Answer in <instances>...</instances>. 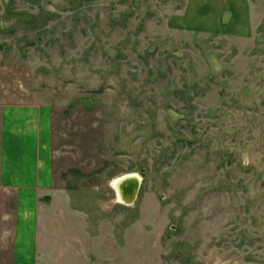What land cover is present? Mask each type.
Returning <instances> with one entry per match:
<instances>
[{
  "label": "rangeland",
  "instance_id": "374dc122",
  "mask_svg": "<svg viewBox=\"0 0 264 264\" xmlns=\"http://www.w3.org/2000/svg\"><path fill=\"white\" fill-rule=\"evenodd\" d=\"M226 1L247 35L199 30ZM6 105L47 114L49 185L0 186V264H264V0H0Z\"/></svg>",
  "mask_w": 264,
  "mask_h": 264
},
{
  "label": "crops",
  "instance_id": "0c3cea01",
  "mask_svg": "<svg viewBox=\"0 0 264 264\" xmlns=\"http://www.w3.org/2000/svg\"><path fill=\"white\" fill-rule=\"evenodd\" d=\"M208 12L209 17L208 20L205 19V22L209 24L199 30L227 35H237L244 31L243 35H247V26L243 22L246 19V10L242 4L226 1V4H223L218 11H212L210 8L201 13L198 12L195 16L199 20L203 16H207ZM232 13H235L234 17L237 22L230 19L227 24L226 16ZM185 15L186 13H182L170 18L168 20L169 27L180 30H197L195 26L186 25L184 21L188 16ZM239 22H242L243 28ZM38 109L35 106L25 105H6L1 108L0 186L4 189H15L13 190L15 192L13 196L15 208L16 188L22 190L26 186L42 187L49 185L47 183L48 153L50 155L47 139L48 116L45 113L42 114ZM31 199L29 194L26 196L24 194L23 198L20 197V203L28 207L33 206L29 202ZM12 213L15 220L16 209Z\"/></svg>",
  "mask_w": 264,
  "mask_h": 264
},
{
  "label": "bare ground",
  "instance_id": "6f19581e",
  "mask_svg": "<svg viewBox=\"0 0 264 264\" xmlns=\"http://www.w3.org/2000/svg\"><path fill=\"white\" fill-rule=\"evenodd\" d=\"M112 188L117 201L130 205L136 189L135 178L130 174L122 175L112 182Z\"/></svg>",
  "mask_w": 264,
  "mask_h": 264
},
{
  "label": "water",
  "instance_id": "95a60500",
  "mask_svg": "<svg viewBox=\"0 0 264 264\" xmlns=\"http://www.w3.org/2000/svg\"><path fill=\"white\" fill-rule=\"evenodd\" d=\"M130 175H133V177L135 178V182H136V189H135V193H134V198L131 202V204L135 201V198H136V193L138 191V182H139V178L135 175V174H130Z\"/></svg>",
  "mask_w": 264,
  "mask_h": 264
}]
</instances>
